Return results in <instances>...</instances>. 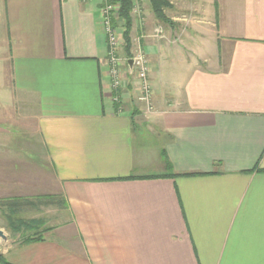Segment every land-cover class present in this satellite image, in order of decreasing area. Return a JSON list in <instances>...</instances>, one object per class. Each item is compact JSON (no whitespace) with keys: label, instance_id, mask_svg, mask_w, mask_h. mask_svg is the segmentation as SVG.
<instances>
[{"label":"crops","instance_id":"obj_1","mask_svg":"<svg viewBox=\"0 0 264 264\" xmlns=\"http://www.w3.org/2000/svg\"><path fill=\"white\" fill-rule=\"evenodd\" d=\"M188 1H136L148 111L103 0H0V214L55 199L12 264H264V0Z\"/></svg>","mask_w":264,"mask_h":264},{"label":"trees","instance_id":"obj_2","mask_svg":"<svg viewBox=\"0 0 264 264\" xmlns=\"http://www.w3.org/2000/svg\"><path fill=\"white\" fill-rule=\"evenodd\" d=\"M112 2L118 5L117 13L113 14L112 24L114 28L118 31L121 29V37L123 40V52L127 55L128 59L133 56L132 53V37L131 30L133 26L132 10L134 8L136 0H111ZM151 8L155 16L162 20L169 22V17L167 16L165 9L172 6V0H149ZM116 12V11H115ZM3 207H6V210H9V213L5 212L4 215L8 220V224L12 232L23 234L27 231L33 229H38L39 220L38 218L27 219L23 216H20L25 211H38L43 207L53 205L55 199L53 196L42 195L36 198H13L6 199L3 201ZM43 239L42 233L39 230L34 233H28L22 237L23 243H30L33 241H39ZM0 261L2 264H12L5 257L0 256Z\"/></svg>","mask_w":264,"mask_h":264},{"label":"built area","instance_id":"obj_3","mask_svg":"<svg viewBox=\"0 0 264 264\" xmlns=\"http://www.w3.org/2000/svg\"><path fill=\"white\" fill-rule=\"evenodd\" d=\"M102 7L101 24L102 28L108 36L109 50L108 57L110 61V75L112 77L113 88H119L121 85V64L124 58L120 56L118 52L119 37L117 30L112 24V17L115 10L118 8L111 0H105ZM136 4V2H135ZM135 6V5H134ZM138 5L135 6V11H138ZM134 10V9H133ZM157 33H161V29H157ZM129 59H133V67L137 76V100L142 103L148 111L154 109L152 101V87L149 81L148 75L150 71L149 60L141 48H138L133 56ZM128 59V60H129ZM127 60V61H128ZM116 100H119V96H115Z\"/></svg>","mask_w":264,"mask_h":264},{"label":"rangeland","instance_id":"obj_4","mask_svg":"<svg viewBox=\"0 0 264 264\" xmlns=\"http://www.w3.org/2000/svg\"><path fill=\"white\" fill-rule=\"evenodd\" d=\"M104 1L105 0H103V2ZM188 2H189V4L188 3H186V4H188L190 6V4H192V1L189 0ZM103 4H102V7H103ZM114 4L118 7V5L116 3H114ZM136 5H137V3L135 4V6ZM135 6L133 8L134 10H132V12H134V13L137 12V11H135ZM136 8H138V10H139V7H136ZM117 10H118V8L115 10L116 11L115 13H117ZM189 13H192L194 16H197V14H198L197 10H193L191 8L189 9ZM101 15H102V9H101ZM202 17H205V16L202 14ZM117 32H118V36H120L119 37L120 40H119V44H118V51H119V49L123 46V41L121 42L122 37H121L119 31H117ZM202 36H204L205 38L207 37L206 33L203 32V31H202ZM202 51H207L208 52V51H210V49L207 48V49H203ZM132 70L134 71V67H133ZM20 146L22 147V146H25V145H20ZM20 155H22V154H20ZM22 156H24V155H22ZM34 161L40 163L39 160L35 159V160H33V163H34ZM39 214H40L39 212L30 211V213L29 212L22 213L21 216H23V217H32V216H37ZM0 229L3 231V235H0V256H3L8 261H11V257H9V254H7L8 250L11 249L12 248L11 246L15 245V243H17V241L21 240L20 238H22L23 235H27V233H29V232L27 231L26 233L21 234L20 237L18 236L19 233H15V235H14V232H12V230H11L9 224H8V220L5 218V216L3 214L2 215L0 214Z\"/></svg>","mask_w":264,"mask_h":264},{"label":"water","instance_id":"obj_5","mask_svg":"<svg viewBox=\"0 0 264 264\" xmlns=\"http://www.w3.org/2000/svg\"><path fill=\"white\" fill-rule=\"evenodd\" d=\"M128 62L130 63V65H131V68L133 69V63H134V61H133V59H129L128 60ZM147 118H146V116H145V114H143V113H141V114H139V115H136L135 117H134V120L137 122V123H139V124H141L144 120H146ZM0 235H3V231L0 229Z\"/></svg>","mask_w":264,"mask_h":264}]
</instances>
